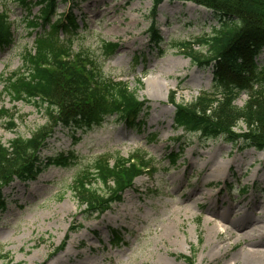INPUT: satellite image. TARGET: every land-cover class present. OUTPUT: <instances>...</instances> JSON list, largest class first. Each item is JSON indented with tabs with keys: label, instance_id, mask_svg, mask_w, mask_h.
Returning a JSON list of instances; mask_svg holds the SVG:
<instances>
[{
	"label": "rangeland",
	"instance_id": "374dc122",
	"mask_svg": "<svg viewBox=\"0 0 264 264\" xmlns=\"http://www.w3.org/2000/svg\"><path fill=\"white\" fill-rule=\"evenodd\" d=\"M151 7V0L58 1L51 22L67 14L77 28L58 30L55 45L96 61L145 103L140 128L113 115L75 130L49 123L42 108L12 102L4 93L3 80L21 67L25 52L35 51L42 31L39 6L27 11L18 0H0L13 40L0 47V108L14 117L13 129L0 119V142L47 133L35 177L16 179L2 192L0 264H184L180 256H191L193 247L194 264H247L246 249L264 250V152L221 137L203 139L173 124L171 100L192 103L212 84L211 70L194 66L181 44L205 52L196 41L218 28V21L204 7L164 1L153 20L163 39L155 47L147 36ZM108 43L117 46L110 51ZM256 61L264 65V49ZM159 83L167 90L156 97ZM246 100L243 93L236 104ZM135 154L149 169L133 180L122 201L100 215L82 214L70 190L73 178L98 157ZM54 157L70 162L48 164ZM241 224L238 233H248L236 239L231 235ZM71 227L76 231L69 233ZM112 230L120 233L118 242H112ZM248 239L254 244H245Z\"/></svg>",
	"mask_w": 264,
	"mask_h": 264
},
{
	"label": "trees",
	"instance_id": "16d2710c",
	"mask_svg": "<svg viewBox=\"0 0 264 264\" xmlns=\"http://www.w3.org/2000/svg\"><path fill=\"white\" fill-rule=\"evenodd\" d=\"M58 1L73 4L78 0H18L27 11L39 6L37 20L42 33L36 39L35 51L25 52L21 67L3 80L4 93L12 102L33 103L42 108L49 123L75 130L89 129L113 115L127 127L140 128L143 120L139 117L145 103L138 100L135 91L125 82L106 76L97 62L84 54H74L70 48L55 45L53 36L58 30L77 28L75 19L67 14L51 22ZM131 1L134 0H128ZM164 1L204 7L219 24L211 34L196 41L206 48L205 52L194 50L192 44H181L194 66L211 70L212 84L209 91H201L192 103L171 100L175 128L203 139L221 137L234 145L240 143L241 149L264 152V65L256 61L264 49V0H151L147 36L155 47L163 39L153 20ZM45 25L49 26L48 30L43 28ZM12 41L11 24L0 10V47H8ZM116 46L108 43L106 49L111 51ZM243 93L247 100L239 107L236 100ZM0 119H6L10 129L14 128V117L7 109L0 108ZM239 123L244 128L237 132ZM46 136L41 129L27 139L17 136L7 145L0 142V211L5 208L2 195L5 188L16 179L25 181L35 177ZM169 158L174 165L176 159ZM47 162L66 166L70 161L54 157ZM148 169L147 162L137 154L127 158L101 156L73 178L70 190L79 206L84 207L82 214L100 215L120 203L134 178ZM75 231L73 227L69 229V233ZM112 235V242L120 240L118 231L112 230ZM191 253L192 256H180L185 264H194V247Z\"/></svg>",
	"mask_w": 264,
	"mask_h": 264
},
{
	"label": "bare ground",
	"instance_id": "6f19581e",
	"mask_svg": "<svg viewBox=\"0 0 264 264\" xmlns=\"http://www.w3.org/2000/svg\"><path fill=\"white\" fill-rule=\"evenodd\" d=\"M156 92L153 91L154 96L159 97L162 93H164L167 90L166 86H163V84L159 83L156 85ZM244 228V224H241L239 226H236L237 232L233 233L231 236L235 237L236 239H240L243 237L244 234H247L248 232L245 231L242 234H239L238 232L241 231V229ZM247 245H253L254 239H248V241L245 243ZM245 254V261L247 264H264V250H260L258 248H252V249H246L244 251Z\"/></svg>",
	"mask_w": 264,
	"mask_h": 264
}]
</instances>
